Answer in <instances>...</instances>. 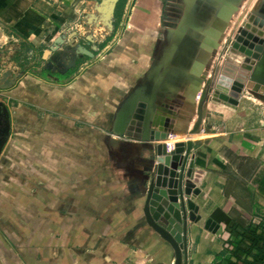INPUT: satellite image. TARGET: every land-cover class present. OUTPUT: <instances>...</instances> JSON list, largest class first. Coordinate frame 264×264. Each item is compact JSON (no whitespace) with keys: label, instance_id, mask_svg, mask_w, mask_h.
Here are the masks:
<instances>
[{"label":"crops","instance_id":"obj_1","mask_svg":"<svg viewBox=\"0 0 264 264\" xmlns=\"http://www.w3.org/2000/svg\"><path fill=\"white\" fill-rule=\"evenodd\" d=\"M71 1L0 0V50L5 51L0 61L17 53L32 62L68 35L90 0H74L81 9L78 19V11L69 14ZM152 35L125 32L60 81L29 71L11 89L0 90L12 123L0 158V200L7 195L15 201L17 215L50 218L33 230V241L17 243L21 257L15 264H174L172 247L144 213L157 164L154 145L160 142L113 133L122 103L153 75V48L159 47L156 63L166 52L169 38ZM229 38L218 45L197 98L176 90L187 102L176 106L180 133L167 143L191 141L195 167L205 173L200 194L192 199L200 220L188 223V264H248L233 254L234 244L264 212V77L256 87L259 100L243 96L234 106L212 96L232 55ZM236 65H243V56ZM163 70L154 73L153 86L166 75ZM225 78L230 90L242 79ZM204 91L202 125L191 135ZM10 210L5 208L6 215ZM209 220L219 226L217 233L206 228ZM6 254L1 264H11L8 249Z\"/></svg>","mask_w":264,"mask_h":264},{"label":"water","instance_id":"obj_2","mask_svg":"<svg viewBox=\"0 0 264 264\" xmlns=\"http://www.w3.org/2000/svg\"><path fill=\"white\" fill-rule=\"evenodd\" d=\"M184 1L192 3L187 18L183 20L180 29L169 37L163 59L153 65V75L122 103L113 128L117 138L126 136L147 143L160 142L154 145L157 164L149 184L144 213L148 225L172 247L174 264H188V223L200 220L196 216L198 208L192 199L200 194L198 187L205 176L204 172L195 167L194 158L191 157V141L175 144L172 150L166 144L173 134L180 133L176 127L180 125L177 121L181 113L176 106L179 104L184 108L187 102L176 90L197 98V88L208 76L218 54V45L232 29L238 7L246 0ZM119 2L88 1L82 18L68 35L62 34L42 55L36 54L32 62H27L26 58H21L17 53L3 58L0 61V90L11 89L29 71L60 81V77L78 67L79 61L95 60L101 53L99 45L107 41L115 30ZM226 15L230 17L227 19ZM243 27L246 30L240 27L228 46L246 56L249 63L238 67L227 61L213 94V97L234 106L238 105V96L233 91L235 87L230 90L229 83H224L225 76L233 78L239 70V76L242 77L239 80L240 90L250 80L260 87L258 80L264 77V2L256 16L251 18L250 24H244ZM250 29L252 32L247 31ZM3 52L0 50V53ZM203 58H207V61ZM160 67H163L166 75H162L159 85L153 86L156 82L153 78ZM212 85L211 81L207 82V89H211ZM207 94L208 91H204L200 97L198 119L190 131L191 135L198 133L201 128V105ZM11 133V113L7 104L0 100V158ZM206 228L217 233L219 226L209 220Z\"/></svg>","mask_w":264,"mask_h":264},{"label":"rangeland","instance_id":"obj_3","mask_svg":"<svg viewBox=\"0 0 264 264\" xmlns=\"http://www.w3.org/2000/svg\"><path fill=\"white\" fill-rule=\"evenodd\" d=\"M77 1L80 2L82 0ZM263 2L264 0H247L244 2V6L238 7V15L233 19V23L231 26L233 28L228 32L226 36L228 37L230 35V38L228 39L229 42H231L233 40V37L237 35L239 28L237 30L236 28L237 26L240 27L239 23H241L242 26L244 24H250L251 18H254V16H256ZM69 4V14L78 11V19L81 9L77 6H74V0L69 2ZM191 4V2L185 3L184 0H120L116 9L117 21L115 24V30L112 36L106 42L101 43L99 46L101 49H105L108 43L112 44L116 39H118V37L128 31L150 35L153 34L152 36H154V38H157L159 41L166 36L169 38L173 35L174 32L180 29L183 20H185V17L187 18L188 16L187 12ZM77 19L72 20V22H75ZM153 49L154 55L152 63L154 65L156 61L155 55L159 49L158 45ZM231 49L232 55L228 57V61L236 65L238 55H241L243 56V64H245L246 62L249 63L248 58L241 54V52L233 49L232 47ZM81 62L82 60L79 61V64ZM234 75H238L239 77L240 71H236ZM254 80L255 79H253V81ZM260 80L258 81L260 82ZM254 82H252V80L247 81L241 90L240 82L233 83V88L235 87L233 91H235V93L237 94L238 101L241 100L243 96H247L252 100H259V97H262V94L256 89V87L258 86ZM215 86L216 84H214L212 87L214 92L216 91ZM216 99L219 100V98ZM26 172L28 171L26 170ZM4 197L5 200H0V264L1 257L4 255L7 256V249L11 264H15V259H17V257H21V255H18L17 252V243L22 241H33V230L36 229L40 222L48 223V220L50 218L17 215L18 210L16 209V202L7 200V195H4ZM7 207L11 209L8 215H6L4 211ZM57 237L61 239V235Z\"/></svg>","mask_w":264,"mask_h":264},{"label":"trees","instance_id":"obj_4","mask_svg":"<svg viewBox=\"0 0 264 264\" xmlns=\"http://www.w3.org/2000/svg\"><path fill=\"white\" fill-rule=\"evenodd\" d=\"M238 239L233 253L237 258L245 257L248 264H264V219L259 224L250 223Z\"/></svg>","mask_w":264,"mask_h":264},{"label":"built area","instance_id":"obj_5","mask_svg":"<svg viewBox=\"0 0 264 264\" xmlns=\"http://www.w3.org/2000/svg\"><path fill=\"white\" fill-rule=\"evenodd\" d=\"M171 137H170V139H171ZM167 145L170 147L169 149L172 150L175 144L174 143H167ZM263 219H264V212L262 214H259L257 220H255L253 223L259 224L260 222L263 221Z\"/></svg>","mask_w":264,"mask_h":264},{"label":"bare ground","instance_id":"obj_6","mask_svg":"<svg viewBox=\"0 0 264 264\" xmlns=\"http://www.w3.org/2000/svg\"><path fill=\"white\" fill-rule=\"evenodd\" d=\"M225 15H223L224 17ZM230 16L226 15V18L228 19ZM227 21V20H226ZM226 21H224V23L226 24ZM207 54V53H206ZM204 54L205 57H208V55ZM204 61H207V58H203ZM258 83V82H257Z\"/></svg>","mask_w":264,"mask_h":264},{"label":"flooded vegetation","instance_id":"obj_7","mask_svg":"<svg viewBox=\"0 0 264 264\" xmlns=\"http://www.w3.org/2000/svg\"><path fill=\"white\" fill-rule=\"evenodd\" d=\"M242 28H244L243 26H241ZM252 27H253V23H252ZM246 30V27L244 28ZM248 32H252V30H247Z\"/></svg>","mask_w":264,"mask_h":264}]
</instances>
